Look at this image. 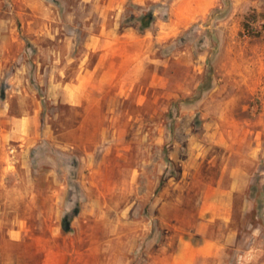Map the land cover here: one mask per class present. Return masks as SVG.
Instances as JSON below:
<instances>
[{"label":"rangeland","instance_id":"rangeland-1","mask_svg":"<svg viewBox=\"0 0 264 264\" xmlns=\"http://www.w3.org/2000/svg\"><path fill=\"white\" fill-rule=\"evenodd\" d=\"M204 238L195 264H264V0H0V264Z\"/></svg>","mask_w":264,"mask_h":264},{"label":"crops","instance_id":"crops-1","mask_svg":"<svg viewBox=\"0 0 264 264\" xmlns=\"http://www.w3.org/2000/svg\"><path fill=\"white\" fill-rule=\"evenodd\" d=\"M74 88L77 89H71V92L77 93L78 91L83 90L81 85H74ZM80 88V89H78ZM82 88V89H81ZM70 90V89H68ZM69 98L78 99V96L76 94L74 95H68ZM69 100V99H68ZM17 124V123H15ZM8 134V136L5 138V140L8 139H19L16 134ZM25 152V149L23 150ZM244 173V171H241V175ZM237 174V170L232 173V176H235ZM217 194H218V200L215 202H218V207H216L214 210H210L207 212H210V220H216L221 219L228 221L231 218V209H232V203L233 201V192L231 190H223L221 187L216 188ZM17 233V232H16ZM199 234H206L205 231L199 232ZM220 240L218 239H208L204 238L203 242L200 245H193L189 241H182L180 250L178 254L176 255L174 262L172 264H195L196 259L200 257H212L217 254L219 248H220ZM73 263V253H63V252H53L50 253L47 256L46 264H72Z\"/></svg>","mask_w":264,"mask_h":264},{"label":"trees","instance_id":"trees-1","mask_svg":"<svg viewBox=\"0 0 264 264\" xmlns=\"http://www.w3.org/2000/svg\"><path fill=\"white\" fill-rule=\"evenodd\" d=\"M142 27L144 29H148L152 23L154 22V16L152 14L146 15L141 19ZM64 230L69 231L70 228L67 226V224L64 225Z\"/></svg>","mask_w":264,"mask_h":264}]
</instances>
